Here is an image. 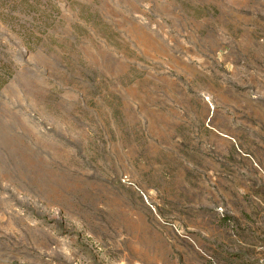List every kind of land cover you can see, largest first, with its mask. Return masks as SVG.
<instances>
[{
  "label": "rangeland",
  "instance_id": "obj_1",
  "mask_svg": "<svg viewBox=\"0 0 264 264\" xmlns=\"http://www.w3.org/2000/svg\"><path fill=\"white\" fill-rule=\"evenodd\" d=\"M0 264H264V0H0Z\"/></svg>",
  "mask_w": 264,
  "mask_h": 264
}]
</instances>
